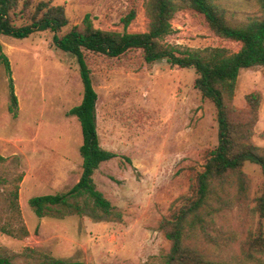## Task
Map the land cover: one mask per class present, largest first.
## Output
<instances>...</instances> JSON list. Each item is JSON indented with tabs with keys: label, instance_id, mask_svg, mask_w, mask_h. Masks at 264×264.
<instances>
[{
	"label": "rangeland",
	"instance_id": "1",
	"mask_svg": "<svg viewBox=\"0 0 264 264\" xmlns=\"http://www.w3.org/2000/svg\"><path fill=\"white\" fill-rule=\"evenodd\" d=\"M40 1V0H36ZM48 1V0H42ZM62 6L68 26H81L89 15L94 28L122 33H143L148 26L141 0H51ZM235 23L264 17L256 0H221ZM135 18L124 29L122 19L132 10ZM22 24L19 21L17 25ZM172 33L164 42L178 51L206 54L214 48L236 53L240 43L214 36L204 18L194 12L174 15ZM50 31L15 40L0 36L9 61L17 116L8 112V80L0 62V219L9 216L5 192L17 176L21 220L29 236L15 240L0 233V258L12 264H36L23 255L25 248L57 259L85 264H158L170 243L160 222L184 205L196 176L204 170L209 153L217 147L213 104L194 88V69H180L166 60L147 64L141 50L117 58L83 51L97 94L95 107L99 145L117 155L102 163L92 178L96 189L121 214L120 222L95 218L85 205L77 214L56 213L37 218L29 205L33 197L62 194L81 175L80 126L67 112L82 99L76 60L58 50ZM260 93L252 142L264 148V67L239 71L233 105L245 110V97ZM249 189L234 190L229 207L217 211L209 231L217 238L213 258L226 264H251L240 255L243 242L258 227L255 212L264 187L259 165L242 168ZM264 231V218L262 219Z\"/></svg>",
	"mask_w": 264,
	"mask_h": 264
},
{
	"label": "trees",
	"instance_id": "2",
	"mask_svg": "<svg viewBox=\"0 0 264 264\" xmlns=\"http://www.w3.org/2000/svg\"><path fill=\"white\" fill-rule=\"evenodd\" d=\"M148 26L143 33H122L94 28L89 15L81 26H72L68 32H59L68 26L64 8L53 5L51 0H0V36L15 40L29 38L36 32L50 31L54 46L72 56L78 64L83 94L81 102L72 107L67 116L79 123L82 143L79 155L82 160L78 182L67 192L43 195L29 200L35 216L39 219L56 213L80 214L82 208L76 202L83 199L95 218L106 217L120 222L121 214L113 209L108 200L96 189L93 174L98 167L117 157L99 145L96 130V101L90 70L83 51L117 58L130 50H141L147 64L166 60L180 69H194L197 78L194 88L203 99L209 100L216 112L217 147L209 153L204 170L196 176L191 195L184 205L169 219L160 222V230L170 243L169 251L159 258L158 264H226L213 258L212 246L217 238L209 231L217 211L229 207L228 196L234 190L245 195L249 189L242 168L246 162L260 166L264 177V148L255 146L251 136L257 121L260 93L245 97L246 108L239 110L233 105L236 80L241 69L264 67V17L247 18L235 23L227 17L221 0H141ZM264 8V0H256ZM190 11L204 18L207 29L216 37L240 43L236 53L229 54L222 48H214L206 54L185 50L178 51L164 42L172 33L171 21L178 12ZM135 18L132 9L121 21L124 29ZM19 21L22 24L17 25ZM0 62L8 80V112L17 116V99L9 61L2 52ZM6 159L0 156V163ZM22 176L14 179L11 190L4 192L9 216L0 219V233L15 240L29 236L21 220L18 203L19 183ZM255 212L259 222L256 232H251L240 249L241 258L251 264H264V187L257 199ZM23 255L37 258L36 264H85L78 261L57 259L33 248H25ZM0 264H12L8 258H0Z\"/></svg>",
	"mask_w": 264,
	"mask_h": 264
}]
</instances>
